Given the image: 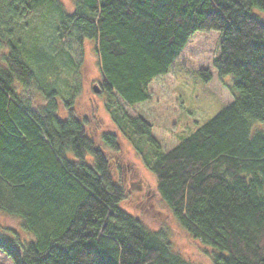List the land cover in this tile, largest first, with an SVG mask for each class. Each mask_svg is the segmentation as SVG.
I'll use <instances>...</instances> for the list:
<instances>
[{
	"label": "trees",
	"instance_id": "obj_1",
	"mask_svg": "<svg viewBox=\"0 0 264 264\" xmlns=\"http://www.w3.org/2000/svg\"><path fill=\"white\" fill-rule=\"evenodd\" d=\"M45 5L59 42L81 50L86 41L96 44L107 113L172 216L211 250V263L264 264V23L250 14L264 11V0H76L71 12L58 0H0L7 52L0 66V213L34 237L22 241L6 228L16 237L0 251L13 264H192L165 234L120 209L124 187L88 136L74 95L60 99L52 79H38L33 66L43 65L9 35L12 24ZM209 31L222 36L213 68L219 79L234 75L226 86L232 100L163 151L151 124L123 106L149 101L153 80L168 74L195 33ZM43 62L55 76L53 57ZM199 74L211 80L208 71ZM117 138L103 141L117 150Z\"/></svg>",
	"mask_w": 264,
	"mask_h": 264
},
{
	"label": "rangeland",
	"instance_id": "obj_2",
	"mask_svg": "<svg viewBox=\"0 0 264 264\" xmlns=\"http://www.w3.org/2000/svg\"><path fill=\"white\" fill-rule=\"evenodd\" d=\"M58 1L68 12L73 10L76 2ZM49 12L50 9L43 6L18 25L12 24L8 33L21 42V51L31 53V60L43 65L42 68L38 63L35 64L37 67L33 66L38 79H52L60 99L68 100L74 95L73 107L78 116L88 122V136L105 151L115 182L124 187L126 196L119 205L120 209L138 219L147 230L165 234L172 251L187 262L212 264L208 257L211 250L191 239L158 197L154 176L130 142L118 133L107 113L105 94L94 92L93 87H98L100 81V71L93 43L86 41L81 50L72 40L59 42L55 37L56 18ZM250 14L264 23V11L252 8ZM221 38L218 31L195 33L180 58L169 69L170 72L154 79L149 86L152 98L133 108L123 106L128 115L141 116L151 124L152 136L163 151L171 149L181 137L216 116L232 100L226 86L234 83V75L219 79L213 68ZM5 53V48L0 47L1 67L5 66L2 60ZM47 56L53 57L54 66L58 69L54 70L53 77L45 71L48 62L43 61ZM200 70L210 73L208 83L202 80ZM15 87L22 94L19 85ZM60 110L63 112L62 107ZM63 114L61 118H64ZM106 134L118 137L117 150H111L104 143L103 136ZM146 148L149 149L148 144ZM6 228L15 232L22 241L34 240L32 235L23 231L19 220L0 213V244L3 240L11 243L15 240L16 236ZM0 264L13 263L0 251Z\"/></svg>",
	"mask_w": 264,
	"mask_h": 264
},
{
	"label": "water",
	"instance_id": "obj_3",
	"mask_svg": "<svg viewBox=\"0 0 264 264\" xmlns=\"http://www.w3.org/2000/svg\"><path fill=\"white\" fill-rule=\"evenodd\" d=\"M93 90H94L95 93L99 92V90H98V88L96 86L93 87Z\"/></svg>",
	"mask_w": 264,
	"mask_h": 264
},
{
	"label": "bare ground",
	"instance_id": "obj_4",
	"mask_svg": "<svg viewBox=\"0 0 264 264\" xmlns=\"http://www.w3.org/2000/svg\"><path fill=\"white\" fill-rule=\"evenodd\" d=\"M93 43V42H92ZM95 46H96V44L95 43H93V47H94V51H95ZM98 88V87H97ZM98 90H99V88H98ZM99 92H100V90H99ZM98 92V93H99Z\"/></svg>",
	"mask_w": 264,
	"mask_h": 264
},
{
	"label": "crops",
	"instance_id": "obj_5",
	"mask_svg": "<svg viewBox=\"0 0 264 264\" xmlns=\"http://www.w3.org/2000/svg\"><path fill=\"white\" fill-rule=\"evenodd\" d=\"M189 42V41H188ZM183 52V51H182ZM171 68V67H170ZM170 71H168V73H169ZM161 76H164V75H161ZM160 77V76H159ZM158 78V77H157ZM156 79V78H155Z\"/></svg>",
	"mask_w": 264,
	"mask_h": 264
}]
</instances>
